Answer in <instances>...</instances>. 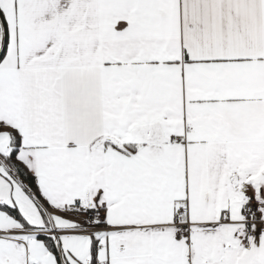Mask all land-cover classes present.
Instances as JSON below:
<instances>
[{
    "label": "snow or ice",
    "instance_id": "obj_1",
    "mask_svg": "<svg viewBox=\"0 0 264 264\" xmlns=\"http://www.w3.org/2000/svg\"><path fill=\"white\" fill-rule=\"evenodd\" d=\"M0 264H264V0H0Z\"/></svg>",
    "mask_w": 264,
    "mask_h": 264
}]
</instances>
